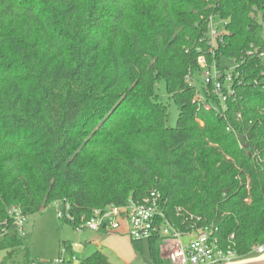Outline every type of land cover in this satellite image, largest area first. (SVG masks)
Here are the masks:
<instances>
[{
  "label": "trees",
  "instance_id": "obj_1",
  "mask_svg": "<svg viewBox=\"0 0 264 264\" xmlns=\"http://www.w3.org/2000/svg\"><path fill=\"white\" fill-rule=\"evenodd\" d=\"M216 15L226 31L210 52ZM263 48L264 0H0V264L33 263L12 207L69 205L76 229L152 192L182 233L212 228L240 257L264 244ZM201 54L235 64L225 109L205 108L212 84L202 100L188 80ZM163 239H148L153 264H172Z\"/></svg>",
  "mask_w": 264,
  "mask_h": 264
},
{
  "label": "built area",
  "instance_id": "obj_2",
  "mask_svg": "<svg viewBox=\"0 0 264 264\" xmlns=\"http://www.w3.org/2000/svg\"><path fill=\"white\" fill-rule=\"evenodd\" d=\"M213 18L214 16H211L209 19L207 31L210 52H213L218 39L224 33L218 31ZM260 56L264 57V48L260 52ZM199 63L205 86L212 84L209 92L218 101L215 104L207 100L204 101L205 108L209 109L215 105L217 108L225 109L228 96L235 94L233 88L234 74L231 70H221L216 64H209L205 54L199 56ZM192 75L188 76L189 81ZM205 96H201L199 92L196 93L198 99L204 100L206 99ZM9 213L14 217V222L18 226L21 236H25L27 232L24 224L27 216L18 207H12ZM58 216L71 221L74 220L69 212V205L64 206L63 211H59ZM124 224L127 226V233L132 240L149 239L160 234L164 238L162 254L172 264H224L232 262L238 257L234 250L220 247L219 238L214 235L215 231L212 228L205 227L182 233L173 227L166 221L165 213L160 208L159 194L156 192H152L143 202L130 200L126 205H111L104 210L97 209L85 224L76 226V230L99 231L105 228L117 231ZM183 237L188 239L184 241ZM255 251L263 252L264 244L257 246ZM32 264L36 263L33 262ZM47 264H80V261L76 255H73L69 259L62 256L53 263Z\"/></svg>",
  "mask_w": 264,
  "mask_h": 264
},
{
  "label": "rangeland",
  "instance_id": "obj_3",
  "mask_svg": "<svg viewBox=\"0 0 264 264\" xmlns=\"http://www.w3.org/2000/svg\"><path fill=\"white\" fill-rule=\"evenodd\" d=\"M213 22L219 32L226 31V20L216 15L213 18ZM221 62L224 67L230 70L235 67L234 62L227 57H222ZM190 82L197 87V92L201 96H205V83L201 70L194 72ZM155 93L159 100L168 107V124L175 126L180 110L177 102L169 96L164 78L157 81ZM63 209V203H52L41 212L29 215L25 221L24 228L29 234L25 236L24 241L29 245L31 260L36 264L53 263L62 256L69 259L73 255H78V260H82L80 246L72 250L73 252H70V249L66 245L75 242L79 244L78 235L80 233L58 216L59 211H63ZM187 239V237H183L184 241ZM143 241L144 249L139 262L141 264H152L149 252V240L144 239ZM5 254V251L0 250V262L3 260Z\"/></svg>",
  "mask_w": 264,
  "mask_h": 264
},
{
  "label": "crops",
  "instance_id": "obj_4",
  "mask_svg": "<svg viewBox=\"0 0 264 264\" xmlns=\"http://www.w3.org/2000/svg\"><path fill=\"white\" fill-rule=\"evenodd\" d=\"M79 233V244L68 243V246H72L70 252L80 246L82 259L100 252L105 255L108 264H141L139 262L141 255L134 248L125 224L117 231L103 228L99 231L84 229ZM224 264H264V251L254 250L249 255L238 256L234 261Z\"/></svg>",
  "mask_w": 264,
  "mask_h": 264
}]
</instances>
